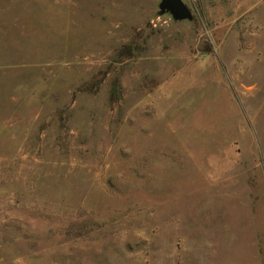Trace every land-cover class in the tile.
<instances>
[{
    "label": "rangeland",
    "instance_id": "rangeland-1",
    "mask_svg": "<svg viewBox=\"0 0 264 264\" xmlns=\"http://www.w3.org/2000/svg\"><path fill=\"white\" fill-rule=\"evenodd\" d=\"M0 0V264H264V0Z\"/></svg>",
    "mask_w": 264,
    "mask_h": 264
},
{
    "label": "water",
    "instance_id": "water-1",
    "mask_svg": "<svg viewBox=\"0 0 264 264\" xmlns=\"http://www.w3.org/2000/svg\"><path fill=\"white\" fill-rule=\"evenodd\" d=\"M161 11L170 10L178 18L191 17V12L182 0H161Z\"/></svg>",
    "mask_w": 264,
    "mask_h": 264
}]
</instances>
